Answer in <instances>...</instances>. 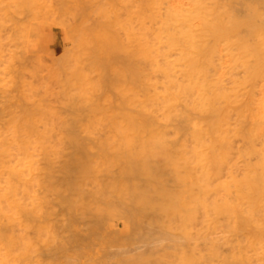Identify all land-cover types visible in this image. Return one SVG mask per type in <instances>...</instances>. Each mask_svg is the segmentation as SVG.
Instances as JSON below:
<instances>
[{"label": "rangeland", "instance_id": "374dc122", "mask_svg": "<svg viewBox=\"0 0 264 264\" xmlns=\"http://www.w3.org/2000/svg\"><path fill=\"white\" fill-rule=\"evenodd\" d=\"M247 1L0 0V264H264Z\"/></svg>", "mask_w": 264, "mask_h": 264}, {"label": "bare ground", "instance_id": "6f19581e", "mask_svg": "<svg viewBox=\"0 0 264 264\" xmlns=\"http://www.w3.org/2000/svg\"><path fill=\"white\" fill-rule=\"evenodd\" d=\"M156 1H157V0H156ZM178 1H179V0H178ZM238 1H239V0H238ZM243 1L246 2L247 0H243ZM251 1H252V0H251ZM254 1H256L257 4L259 3L258 5H256V6H257L256 8L258 9V11L255 12L256 14H259L258 12L261 11V10H259V9H262V8H263L264 3H263L262 0H258V1H257V0H254ZM259 1L262 2L263 5H262V3H260ZM59 2H60V1H59ZM154 2H155V1H154ZM180 2H182V1H180ZM247 2H248V1H247ZM256 2H255V4H256ZM134 3H135V2H134ZM169 3H170V2H169ZM172 3H173V0H172ZM178 3H179V2H178ZM178 3H175V4H173V5L170 3V4L172 5L170 9L167 7V9L169 10V11H168L169 19L172 21L171 23H173V26H172V27H176V29H175V28H172V29H173V30H176V32H177V28L179 27V28H178V32H179V30H180V32H181V35L178 36V37H177L178 39L176 38V40H179V38L182 39V40H181L182 43L184 42V44H185L186 47L188 48V46H189V45H188V44H189V38H190V35H191V34H190V33H191V29H188L189 22H190V18H189L190 15H188V13L183 14V13H185V10L188 9L187 7H185L186 9H185L184 11L182 10V8H181V11H179V9H178ZM240 3H242V2H240ZM249 3H250V0H249ZM252 3H253V1H252ZM136 4H137V3H136ZM155 4H158V3L156 2ZM155 4H154V5H155ZM253 4H254V3H253ZM133 5H134V4H133ZM150 5H151V4H150ZM179 5H180V4H179ZM239 5H240V4H239ZM247 5H248V4H247ZM247 5H246V7H247ZM251 5H252V4H251ZM50 6H52V5H50ZM60 6H61V5H60ZM135 6H137V5H135ZM157 6H158V5H157ZM157 6H155V7H157ZM183 6H184V5H183ZM260 6H262V7H260ZM150 7H151V6H150ZM179 7H180V6H179ZM239 7H240V6H239ZM136 8H137V7H136ZM183 8H184V7H183ZM240 8H241V7H240ZM53 9H54V8H53ZM155 9H156V8H155ZM242 9H243V7H242ZM257 9H256V10H257ZM263 9H264V8H263ZM263 9H262V10H263ZM52 11L54 12V10H52ZM135 11H136V10H135ZM140 11H141V10H140ZM159 11H160V10H159ZM182 11H183V13H180V12H182ZM263 11H264V10H263ZM247 12H248V11H247ZM132 13H133V12H132ZM141 13H142V12H141ZM115 14H116V13H115ZM136 14H137V13H136ZM153 14H155V13H153ZM158 14H159V13H158ZM242 14H243V13H242ZM256 14H255V15H256ZM260 14H262V15H260L262 18H261L260 16L256 15L257 17L255 16V20H257V19L260 17L257 21L260 20V22H264V21H261V20H264V17H263L264 13H262V11H261ZM132 15H133V14H132ZM138 15H139V14H138ZM148 15H149V14H148ZM156 15H157V14H156ZM160 15H163V13H160ZM128 16H129V13H128ZM149 16H150V15H149ZM149 16H148V18L150 19ZM158 16H159V15H158ZM158 16H157V17H158ZM165 16H166V15H165ZM165 16H164V17H165ZM49 17H50V15H49ZM51 17H52V16H51ZM126 17H127V16H126ZM157 17H155V19H156ZM159 17H161V16H159ZM162 17H163V16H162ZM162 17H161V20H160L162 23H161L160 25H161V26L163 27V29H164V27H165V28L167 27V24H166V23H168L167 20H169V19H167L168 16H167V18H164V22H165V19H166V23H165L166 25H165L164 22H163V20H162ZM55 18H56V17H55ZM129 18H130V16L128 17V19H129ZM52 19H54V18H52ZM128 19H127V20L125 19V20H126V21H131V19H129V20H128ZM132 19H134V17H132ZM144 19H145V18H144ZM144 19H143V21H144ZM54 20H55V19H54ZM115 20H116V19H115ZM151 20H154V19L152 18ZM156 21H157V20H156ZM158 21H159V20H158ZM158 21H157V22H158ZM257 21H256V22H257ZM52 22H53V21H52ZM118 22H119V21H118ZM131 22H132V21H131ZM256 22L254 23L255 26H257ZM260 22H257L258 25H259ZM55 23H56V21H55ZM125 23H127V22H125ZM133 23H134V22H133ZM168 24H170V23H168ZM263 25H264V23H263V24L260 23V25H259L258 27H255V29H258L259 27L261 28V30H259L260 28H259L258 30H256V31H255V34H254V35H256V37H257V38L255 37V38H256V39H259L260 42H261V40H260V38H259V35H261L262 38L264 39V35H262V34H264V32H263L264 26H263ZM122 26H123V25H122ZM128 26H129V23H128ZM132 26H133V25H132ZM161 26H160V27H161ZM168 26L171 27V25H168ZM261 26H262L263 28H262ZM123 27H124V26H123ZM160 27H158V29H160ZM162 27H161V29H162ZM136 28H137V27H136ZM136 28H134V29H136ZM189 28H190V26H189ZM130 29H131V28H130ZM134 29H133V30H134ZM142 29H144V28H142ZM142 29H140V30H142ZM168 29H170V28H168ZM125 30L127 31V29H125ZM149 30H150V28H149ZM188 30L190 31V33H189ZM158 31H159V30H158ZM161 31H162V30H161ZM164 31H165V30H164ZM167 31H169V30H167ZM260 31H261L262 33H261ZM133 32H134V31H133ZM133 32H132V33H133ZM138 32H139V30H138ZM138 32H137V34H138ZM165 32H166V31H165ZM173 32H174V31H173ZM176 32H174V33H176ZM178 32H177V33H178ZM259 32H260V33H259ZM126 33H128V31H127ZM154 33H155V32H154ZM166 33H167V32H166ZM174 33H173V34H174ZM145 34H148V33L145 32ZM150 34H151V33H150ZM157 34H158V33H157ZM159 34H160V32H159ZM164 35H166V34H164ZM168 35H169V34H168ZM170 35H171V31H170ZM129 36L131 37V34H130ZM162 36H163V35H161V37H162ZM171 36H172V35H171ZM132 37H133V36H132ZM141 37H142V36H141ZM147 37H148V36H147ZM164 37H165V36H164ZM172 37H173V36H172ZM172 37H171V39H172ZM174 38H175V36H174ZM174 38H173V39H174ZM262 38H261V39H262ZM161 39H162V38H161ZM263 39H262V43L264 42ZM183 40H184V41H183ZM113 41H114V40H113ZM167 41H169V39H168ZM259 41H258V43H259V44H262V43H260ZM169 42H171V41H169ZM176 42H178V41H176ZM256 42H257V40H256ZM256 42H255V44H257V47H258L259 49H260V47H262V48L264 47V46H262L264 43H263L262 45H259V46H258V43H256ZM146 43H147V42H146ZM161 43L164 44L165 41H164V43L161 41ZM165 44L167 45V43H165ZM170 44L172 45V47H174V46H176L177 43L175 44V39H174V40H172V42H171ZM178 44H179V43H178ZM146 45H147V44H146ZM168 45H169V44H168ZM181 45H182V44L180 43V45H179L178 47H180ZM163 46H164V45H163ZM178 47H177V48H178ZM181 47H182V46H181ZM257 47H256L257 67H258V65H259V67H260V65H262V64L264 65V63H263L264 61L262 60V57H264V53H262V52L264 51V49L262 50V52L258 50V51H259V53H258V52H257ZM146 48H147V47H146ZM146 48H145V50H146ZM179 49H180V48H179ZM181 50H182V48H181ZM97 51H98V50H97ZM99 51H100V50H99ZM186 51H187V53H188V50H187V49H186ZM182 53H183V52H182ZM182 53H181V55H182ZM184 53H185V51H184ZM184 53H183V54H184ZM187 53H185V54H187ZM262 54H263V56H261ZM95 57H96V56H95ZM187 59H188V58H187ZM263 59H264V58H263ZM183 61H184V60H183ZM185 61H187V60H186V56H185ZM188 61H189V59H188ZM180 63L182 64V62H180ZM184 63H185V62H183V65H184ZM188 63H189V62H188ZM181 64H180V65H181ZM186 64H187V63H186ZM186 64L184 65L185 67H186ZM263 65H262V68H261V67H260V68L258 67V68H257V72H256V73L258 74V76L256 75V76H257V78H256V79H257V87H258V89H256V91L258 90L256 93H258V94L260 95V96H259V100H260V101H259V104L256 103V104H257L256 107L259 105V107L261 108V111L264 109V108H262V107H264V106H263L264 103H263V101L261 100V99H264V73H263V71H262V70H263ZM181 66H182V65H181ZM187 66H188V64H187ZM183 69H184V68H183ZM185 70H186V69H185ZM186 73H187V70H186V72H185V76H186ZM188 76H189V75H188V73H187V79L190 78V76H189V78H188ZM187 79H186V80H187ZM258 94H257V96H258ZM257 96H256V97H257ZM257 100H258V98H257ZM255 101H256V100H255ZM257 102H258V101H257ZM210 104H211V103H210ZM254 105H255V102H254ZM259 107H258V109L260 110ZM215 109H216V108H214V110H215ZM214 110L212 111V113L214 112V114H215V112H217L218 109H217V111H216V110L214 111ZM219 110H220V109H219ZM261 111H259V113H263V112H264V110H263L262 112H261ZM219 113H220V111H218V113H216V114H215L216 116H214V117H217V116H218L217 114H219ZM256 113H257V112H256ZM256 113H255V114H256ZM257 117H258V116L256 115V118H257ZM259 117H260V115H259ZM261 117H262V115H261ZM263 119H264V118H263ZM257 120H258V119H257ZM259 120H261V119H259ZM211 121H212V120H211ZM262 121H263V120H262ZM210 123H211V122H210ZM210 125L213 127V124H210ZM203 129H204V128H203ZM143 238H144V237H143ZM145 238H146V237H145ZM138 239H139V238H138ZM143 241H144V240H143Z\"/></svg>", "mask_w": 264, "mask_h": 264}]
</instances>
